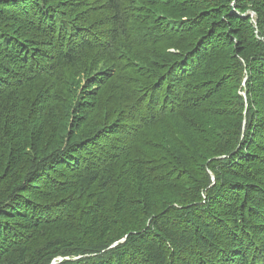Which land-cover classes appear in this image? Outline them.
Segmentation results:
<instances>
[{
  "label": "trees",
  "instance_id": "trees-1",
  "mask_svg": "<svg viewBox=\"0 0 264 264\" xmlns=\"http://www.w3.org/2000/svg\"><path fill=\"white\" fill-rule=\"evenodd\" d=\"M264 264V0H0V264Z\"/></svg>",
  "mask_w": 264,
  "mask_h": 264
}]
</instances>
